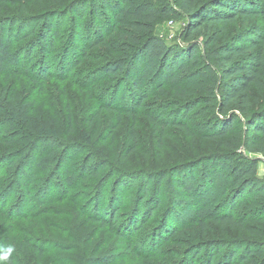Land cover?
Returning a JSON list of instances; mask_svg holds the SVG:
<instances>
[{"label":"rangeland","instance_id":"rangeland-1","mask_svg":"<svg viewBox=\"0 0 264 264\" xmlns=\"http://www.w3.org/2000/svg\"><path fill=\"white\" fill-rule=\"evenodd\" d=\"M250 1L251 8L264 5V0ZM85 2L33 0L17 4L0 0V30L8 39L11 37L13 50L19 54V64L13 68L21 71L15 75L9 68L7 74L0 73V92L16 90L30 119H56L61 139L38 143V150L15 167L8 166L9 160L0 161V264H9V250L15 264H91V259L99 260L95 264H190L182 259L189 243L231 239L239 248L249 234L264 239V219H256L259 217L247 221L253 226L251 233L210 220L206 221L209 227L203 229L194 221L201 206L217 212L233 209L240 216L264 204V191L249 188L231 205L235 193H227L234 178L233 164L238 167L241 163L237 159L216 160L217 154L225 151L223 144H235L246 134L243 123L235 122L234 130L225 137H207L205 133L215 125L217 107L202 103L197 109L202 114H193L188 120L192 135L172 125L162 134L156 131L144 105H138L141 96L133 89L128 74L107 72L109 64L134 49L121 37L118 28L122 26L110 18L98 20ZM75 4L79 11L73 9ZM78 12L84 13L83 20L75 18ZM44 16L52 17L54 44L44 49L38 42L32 51L34 36L17 39L29 32L31 25L24 30L21 25H28L25 22L31 17ZM18 20L22 23L13 27ZM185 21V17L159 19L154 33L178 48L185 45ZM251 26L262 28L264 21L252 17L217 26L222 30L218 44ZM100 33L106 40L91 49ZM205 34L203 29L193 38L203 42ZM203 52L199 51L200 55ZM204 75L201 59L190 62L180 83L164 82V91L153 85L142 104L184 102L187 98L180 92L187 90L188 98L204 95L211 82ZM258 99L264 102L263 92L258 93ZM172 110H167L169 116ZM239 116L242 119L241 113ZM9 130L0 125V138L5 135L7 139L2 144L37 143L26 126ZM249 138L254 139L255 134ZM254 141L256 151L243 152L258 161L257 178L262 187L264 137ZM47 144L61 148L56 161L49 160L52 145ZM202 157L205 159L198 164L195 160ZM165 174L157 191L158 180ZM210 177L214 179L211 186ZM198 179L199 185L193 181ZM143 181L150 182L153 202L161 201L157 209H150L144 200L139 211ZM178 182L191 188L179 189ZM149 210L153 212L151 217L147 216ZM113 211L118 212L116 223L103 225L94 219ZM138 214L139 222L147 221L136 232L128 227V221ZM170 226L175 231L163 233ZM203 260L202 254L195 262L202 264Z\"/></svg>","mask_w":264,"mask_h":264},{"label":"trees","instance_id":"trees-1","mask_svg":"<svg viewBox=\"0 0 264 264\" xmlns=\"http://www.w3.org/2000/svg\"><path fill=\"white\" fill-rule=\"evenodd\" d=\"M32 1L9 0V2L17 4H26ZM85 1L98 20L100 18L117 20L118 24L122 26L118 28L121 37L129 44L130 49L134 48L132 52H128L124 57L109 64L107 72L108 74L123 72L128 74L133 89L141 96L138 105L139 107L144 105L146 116L154 129L162 134L167 127L172 125L188 135H192L194 132L189 126L188 120L193 114L197 116L202 114L200 110H197L198 107L202 103L217 107V114L214 116L216 122L205 133L207 137H225L234 130V124L238 121L243 123L246 132L244 136L238 137L235 144H223L225 151L217 154V161L229 162L237 159L241 163L238 167L233 164L234 178L229 184L231 189L227 194H235L229 203L233 205L249 188H261L264 191V185L261 187L262 183L257 178L258 161L243 152V150L255 152L254 140L264 137V102L258 99V93L263 92L264 94V26L262 28L252 26L246 28L243 32L221 44H218V41L222 30L216 28L217 26L224 27L235 24L239 19L247 21L252 17H260L264 21V5L251 8L250 0ZM76 5L78 4H75L73 9L79 11ZM78 14L79 17L75 18L83 20L84 13L78 12ZM48 17L44 16L42 19L31 17L28 22H25L28 25L19 20L12 23L13 27L22 23L21 29L23 30L31 25V30L17 39H29L34 36L31 42L32 51L36 49L38 42L42 43L44 49L53 45L52 38L55 35V29L52 17L50 19ZM181 17L186 18L182 33L185 45L173 48L154 33L155 25L159 19H180ZM203 29L206 31L203 42H200L199 38H193ZM98 30L101 32L102 28ZM104 40L106 38L100 33L96 37V42L89 47L92 49L103 43ZM10 41L11 37L8 39L6 34L0 30V73L7 74V70L12 68V73L18 75L21 71L13 66L19 64V54L13 50ZM201 50L204 52L200 55L199 51ZM200 59L204 76L209 77L211 81L207 85L208 91L204 95L188 98L190 91L187 90L185 93L180 92L182 98H187L184 102H175L172 105H158L156 102L142 104L149 97L148 88H153L155 85L164 91V82L168 81L171 85L180 83V79L186 77L190 62H198ZM46 72L48 70L44 71V73ZM201 97L205 101H201ZM170 107L173 110L169 116L167 110ZM239 113H241L242 119H240ZM0 125L11 129L9 132L16 129L17 126H26L32 138L37 139L36 144H2L7 139L5 140V135L0 138V161L9 160L7 162L9 167H15L21 159L33 155L38 150L40 145L38 143L50 139L61 140L57 120L30 119L27 110L17 99L16 90L8 94H5L4 90L0 92ZM133 131L132 128L131 134L134 135ZM251 133L255 134L254 139L249 138ZM197 134L198 132H195V135ZM133 139H136L135 136ZM47 145H52L51 157L48 155L47 158L56 161L57 151L61 148L56 149L57 144ZM261 151H264V146L261 147ZM47 158H43V161ZM204 159L205 157H202L195 161H198L199 164ZM166 177L167 174L159 178L157 191ZM213 180V177L209 178V186L213 185ZM193 181H196L197 185L200 184L199 179ZM143 182L139 190L141 196L139 211L142 210L144 200L147 205L149 204L150 209L153 207L157 209L161 201H157L159 204L156 201L153 202L150 194V182ZM177 186L185 191L191 188H186L182 182H178ZM259 206L240 214V216H236L233 209L217 212L214 208L201 206L198 207L194 221L200 223L199 225L203 229L209 227L206 221L210 220L222 227L237 228L251 233L253 226L247 221L264 219V204ZM117 213L113 211V213H109V216H98L94 219L103 225H110L116 223ZM152 213V210H149L147 216L151 217ZM255 217L259 218L255 219ZM139 221L140 215H134L133 221H128V227L132 226L136 232L139 231L147 219ZM169 231L175 230L170 226L163 233ZM261 235L264 237V232ZM248 236L249 238L241 240L239 248V244L231 239L211 241L205 239V241L189 243L182 252V259H187L190 264H196L197 258L203 254L202 264H264V239L254 238L250 234ZM6 257L9 259V264H15L10 250L7 251ZM90 261L91 264L99 263V260L96 259Z\"/></svg>","mask_w":264,"mask_h":264}]
</instances>
